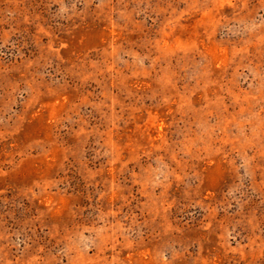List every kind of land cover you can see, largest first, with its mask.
Returning <instances> with one entry per match:
<instances>
[{
	"label": "rangeland",
	"instance_id": "rangeland-1",
	"mask_svg": "<svg viewBox=\"0 0 264 264\" xmlns=\"http://www.w3.org/2000/svg\"><path fill=\"white\" fill-rule=\"evenodd\" d=\"M0 264H264V0H0Z\"/></svg>",
	"mask_w": 264,
	"mask_h": 264
}]
</instances>
